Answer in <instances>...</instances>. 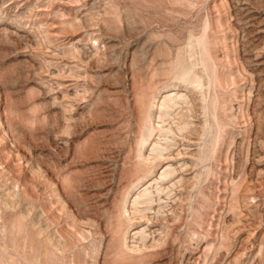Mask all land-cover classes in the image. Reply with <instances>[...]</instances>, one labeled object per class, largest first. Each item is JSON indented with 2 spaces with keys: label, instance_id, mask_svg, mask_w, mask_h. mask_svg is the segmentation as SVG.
Masks as SVG:
<instances>
[{
  "label": "rangeland",
  "instance_id": "374dc122",
  "mask_svg": "<svg viewBox=\"0 0 264 264\" xmlns=\"http://www.w3.org/2000/svg\"><path fill=\"white\" fill-rule=\"evenodd\" d=\"M0 264H264V0H0Z\"/></svg>",
  "mask_w": 264,
  "mask_h": 264
},
{
  "label": "bare ground",
  "instance_id": "6f19581e",
  "mask_svg": "<svg viewBox=\"0 0 264 264\" xmlns=\"http://www.w3.org/2000/svg\"><path fill=\"white\" fill-rule=\"evenodd\" d=\"M168 96H169V94H168ZM177 96H181V95H177V94H173L172 96H169V97H167V99H172V98H174V97H177ZM173 100V99H172ZM166 146V145H165ZM167 147V146H166ZM167 149V148H166ZM168 150H169V148H168ZM166 151V150H165ZM167 168V167H166ZM170 170H171V168H170ZM170 173H172V172H170ZM162 174V173H161ZM165 174H166V172H165ZM169 175V174H168ZM150 191V190H149ZM144 193H145V191H144ZM143 194V193H142ZM146 194V193H145ZM150 195V194H149Z\"/></svg>",
  "mask_w": 264,
  "mask_h": 264
}]
</instances>
